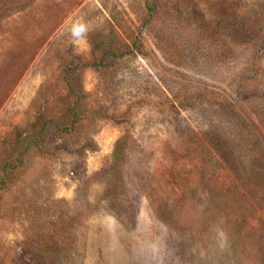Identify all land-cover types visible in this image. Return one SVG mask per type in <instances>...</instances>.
Returning <instances> with one entry per match:
<instances>
[{"label": "rangeland", "instance_id": "obj_1", "mask_svg": "<svg viewBox=\"0 0 264 264\" xmlns=\"http://www.w3.org/2000/svg\"><path fill=\"white\" fill-rule=\"evenodd\" d=\"M0 264H264V0H0Z\"/></svg>", "mask_w": 264, "mask_h": 264}, {"label": "trees", "instance_id": "obj_2", "mask_svg": "<svg viewBox=\"0 0 264 264\" xmlns=\"http://www.w3.org/2000/svg\"><path fill=\"white\" fill-rule=\"evenodd\" d=\"M207 144H205V146H207L209 149V151L212 153V155H218L224 158V160H226L227 163H229L227 161V156H230V154L233 151V147L229 144V142L227 140H222V138L220 139L218 136H216L215 134L212 135L211 138H208L207 140ZM124 143H126L125 139H121L116 146V157H117V161L119 162V160L121 158H125V149H124ZM203 148L198 147L197 150H195V154H199L200 151H202ZM117 170L119 169L116 168ZM238 198L240 196H237ZM240 199V198H239ZM241 203V202H240ZM229 216L230 218H234L238 216V211L236 210H232L229 212Z\"/></svg>", "mask_w": 264, "mask_h": 264}]
</instances>
